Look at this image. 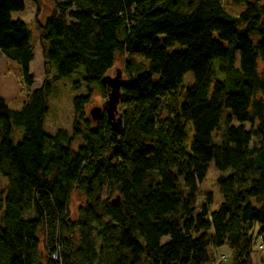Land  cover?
Instances as JSON below:
<instances>
[{"label": "trees", "instance_id": "obj_1", "mask_svg": "<svg viewBox=\"0 0 264 264\" xmlns=\"http://www.w3.org/2000/svg\"><path fill=\"white\" fill-rule=\"evenodd\" d=\"M232 1L246 5L237 17L221 0H200L189 15L169 0L56 3L41 26L46 79L34 89L31 32L13 20L25 4L0 0V53L26 98L15 110L0 97V264H57L55 252L60 264H211L223 248L226 264H255L257 255L264 264L256 245L264 244V0ZM175 45L184 50L170 53ZM117 60L128 79L119 132L88 112L95 92L108 99L103 79ZM54 66V81L84 68L88 94L74 97L72 133L51 136ZM188 73L194 83L183 91ZM13 125L24 130L17 144ZM211 163L236 175L218 179L224 200L215 211L213 192L199 200ZM74 194L83 198L76 220Z\"/></svg>", "mask_w": 264, "mask_h": 264}, {"label": "rangeland", "instance_id": "obj_2", "mask_svg": "<svg viewBox=\"0 0 264 264\" xmlns=\"http://www.w3.org/2000/svg\"><path fill=\"white\" fill-rule=\"evenodd\" d=\"M25 4V10L23 12L14 13L13 20H21L27 24L32 37L33 44H36L41 40V37L44 36V31L41 26H43L46 21L52 16L53 12L56 9V3H63L64 0H22ZM176 5V10L182 14L189 15L194 12L195 6L200 0H169ZM223 5L225 6V12L231 17L239 16L246 9L245 4H236L232 0H221ZM251 40L257 44L260 40V36L258 33L253 32L249 35ZM225 45V43H224ZM38 48V47H37ZM184 50V47L181 45H175L173 48L169 49V52H180ZM140 62L141 66H143L145 71H149L150 63L145 59H140L135 57ZM221 64L220 60L215 61L216 68ZM13 74H19V66L15 63L12 64ZM123 63L120 60H117L116 66L114 69L108 74V76L116 77L117 72L120 71L122 74V79L124 83H127L128 79L125 77L123 73ZM259 69L261 71L264 70V62L259 63ZM32 73L36 77V87L40 88L43 86V83L46 79L45 71H44V58L41 54H39L38 50H36V59L33 64ZM57 75L56 66L53 67L51 75L48 77V81L50 84V96L48 99V109L49 113L47 115L44 131L48 135H54L58 130L63 129L72 133L73 123H74V106L73 100L76 96H86L88 94V88L85 82L86 72L84 68H80L75 71L72 75L63 78L58 81H54L53 78ZM159 79L158 76L154 77V81L157 82ZM194 83V75L192 73H188L184 77V88L183 91L190 88ZM1 97V96H0ZM107 99L103 98L98 92H95V96L92 104L88 108V112L90 115V110L93 107L99 106L104 108L105 102ZM9 106L11 109L20 110L23 107V104L20 101L11 100L9 102ZM104 113L105 108L103 109ZM165 116L167 114L165 113ZM119 117V115H117ZM234 125H238L237 122ZM249 128V126H247ZM191 134V132H190ZM24 139V130L21 127L13 125V133H12V141L17 144ZM83 145V141L81 140L77 144L74 145L73 149L77 150L80 146ZM234 177L236 175L233 171L227 172H219L214 163L209 165V169L207 172V176L200 187V202H203V195L205 192L211 191L214 195V203L211 205V211H215L219 208L224 200V196L221 190V186L218 183V179L220 177ZM7 181L3 178H0V191L6 188ZM83 202V198L74 194L72 197V201L70 204V210L72 214V218L76 220L78 218L77 211L79 206H81ZM2 213L0 214V219L2 217ZM169 239H165L164 242H168ZM42 242V237H41ZM42 244V243H41ZM262 244L261 240L256 241L257 248ZM226 250L222 249L220 254H228L229 252H225ZM41 254L44 258H46V252L44 250V246L41 245ZM229 255V254H228ZM261 256L264 255V252L260 253ZM260 256L257 255L255 257V264H259Z\"/></svg>", "mask_w": 264, "mask_h": 264}, {"label": "water", "instance_id": "obj_3", "mask_svg": "<svg viewBox=\"0 0 264 264\" xmlns=\"http://www.w3.org/2000/svg\"><path fill=\"white\" fill-rule=\"evenodd\" d=\"M104 84L109 90L108 99L105 102L104 108L96 106L90 110V117L94 122H97L100 118L106 116L111 128L115 132H119V128L122 125L121 117H117L119 115L118 107L121 103V90L124 86V81L122 79V74L120 71L117 72L116 77L106 76L103 79ZM121 201V197L117 196L112 200V203L115 205H119Z\"/></svg>", "mask_w": 264, "mask_h": 264}, {"label": "crops", "instance_id": "obj_4", "mask_svg": "<svg viewBox=\"0 0 264 264\" xmlns=\"http://www.w3.org/2000/svg\"><path fill=\"white\" fill-rule=\"evenodd\" d=\"M34 46V61L31 63V73H32V68L33 64L36 59V50H38L39 54L43 55V50L41 46V40H39L38 43L33 44ZM38 47V48H37ZM44 65H45V60H44ZM9 63L5 59L4 55L0 53V96L7 100L8 104L11 100L15 101H20L21 104L24 105V102L26 101L25 96H23V88L19 82V79L14 76V75H9ZM36 78V77H35ZM36 84L34 86V89H40V88H35ZM19 110V109H18ZM226 250L225 252H229L227 248H223ZM222 249L219 250L221 252Z\"/></svg>", "mask_w": 264, "mask_h": 264}, {"label": "built area", "instance_id": "obj_5", "mask_svg": "<svg viewBox=\"0 0 264 264\" xmlns=\"http://www.w3.org/2000/svg\"><path fill=\"white\" fill-rule=\"evenodd\" d=\"M258 249L261 251V252H264V244H260L258 246ZM51 259L53 262L57 263V264H60L59 261H60V256H59V253H52L51 254ZM230 260V255L228 254H218L217 255V258L216 260H214L211 264H226L228 263Z\"/></svg>", "mask_w": 264, "mask_h": 264}]
</instances>
